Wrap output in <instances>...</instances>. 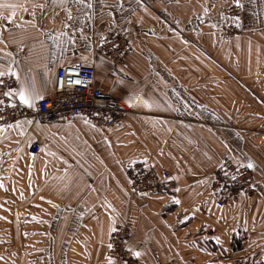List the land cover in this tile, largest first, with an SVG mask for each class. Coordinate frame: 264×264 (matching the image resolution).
<instances>
[{
  "label": "crops",
  "instance_id": "0c3cea01",
  "mask_svg": "<svg viewBox=\"0 0 264 264\" xmlns=\"http://www.w3.org/2000/svg\"><path fill=\"white\" fill-rule=\"evenodd\" d=\"M9 2L27 8L14 23L0 19V71L11 65L17 89L48 97L58 66L93 62L96 87L128 110L112 129L82 118L0 128V150L18 137L40 143L29 154L37 167L0 154V264H107L120 223L139 264H264V0ZM229 6L241 22L223 13ZM230 22L242 34L226 41L219 33ZM61 30L59 43L49 38ZM118 36L128 52L115 65L99 49ZM223 158L250 160L255 183L252 196L220 208L211 188ZM136 162L169 171L173 183L142 210L126 175Z\"/></svg>",
  "mask_w": 264,
  "mask_h": 264
},
{
  "label": "built area",
  "instance_id": "2783aa9c",
  "mask_svg": "<svg viewBox=\"0 0 264 264\" xmlns=\"http://www.w3.org/2000/svg\"><path fill=\"white\" fill-rule=\"evenodd\" d=\"M223 13L241 22L243 12L237 6H229ZM166 23L170 20L162 16ZM242 34L239 25L233 23L224 24L219 37L229 41ZM99 52L108 58L112 64H120L128 52V42L124 36H118L107 40L100 47ZM4 81L0 85V128H9L19 120H31L37 124H52L57 122H71L82 118L87 122L103 129H112L120 124L127 107L119 99L108 92L96 87V67L93 62L75 61L58 66L55 70L54 85L51 95L43 100L36 101V107L29 108L21 105L12 97H5L3 92L8 87L17 89V80L11 75L0 77ZM9 101H11V105ZM31 123V124H33ZM40 143L32 140L26 148L30 155L39 152ZM129 181V197L140 198L138 209L148 207L149 199L165 193L172 185L170 172L167 170L156 171L146 164L136 162L126 169ZM235 177V179H233ZM212 192L215 194V206L223 207L226 203L236 201L240 197H250L254 193L255 179L250 169L241 167L230 158H223L212 174ZM110 236L109 243L113 244L109 256L118 260V264H139L137 257H133L126 251L129 247L132 232L125 224H117ZM140 249L137 247L135 251ZM225 262L230 258H225Z\"/></svg>",
  "mask_w": 264,
  "mask_h": 264
},
{
  "label": "snow or ice",
  "instance_id": "6c2138e0",
  "mask_svg": "<svg viewBox=\"0 0 264 264\" xmlns=\"http://www.w3.org/2000/svg\"><path fill=\"white\" fill-rule=\"evenodd\" d=\"M75 3L77 4H84L85 3V0H74ZM235 3H237V5H239L240 3V0H235ZM44 8L45 5L44 4H34L33 5V8ZM86 7L91 9L93 7L92 3L91 2H88L86 4ZM17 9H21L23 11H27V8L25 7L24 4H18V3H12V2H9V0H0V10H10L7 12V14L5 15V12L4 11H0V19L2 20H5L7 21L8 23H14V17L16 16V10ZM33 16H35V12L32 13ZM73 19L72 15H71V12L68 13V16H67V20L68 21H71ZM19 26V25H17ZM35 26V25H33ZM69 27V24L67 22H64L63 23V28H68ZM79 31L81 33H83V29H79ZM67 33L64 32V31H60L57 33L56 36H50L49 38L50 39H53V40H56L58 43L60 42V37L61 36H66ZM104 40H103V37L101 38V43H103ZM70 43H75V39L74 38H70ZM8 74L11 75V76H15L17 81H19V75L18 73H16L11 65H9V69H8ZM5 75V73L3 71H0V77H3ZM4 84V81L3 80H0V85H3ZM3 95L5 97H14V98H18L19 100V103L21 105H26L28 106L29 108H34L36 107V104L35 102L36 101H39V100H43L44 97L40 94H38L36 91H35V88L33 85H29V84H20L19 88L16 89V88H12V87H8L6 91L3 92ZM137 99H140L139 97H137ZM10 103V106H13L11 105V101H9ZM130 103V101H129ZM144 104L146 107H151L150 104H148L147 101H144ZM0 119H3V117H0ZM26 123L28 124H31L33 123V121L31 120H27L25 121ZM21 121L17 120L14 122V125L16 127H20L21 126ZM36 123L39 125V121H36ZM9 127H12L13 125L10 124L8 125ZM23 134V133H21ZM237 163H239V161H237ZM241 167H247L248 169H253L255 167V165L249 160L248 163L246 165H241ZM233 179H235V177H233ZM0 187H2V185H0ZM176 203H179V201L177 200ZM185 219H188V217H185ZM110 231H115V229H110ZM218 240V238H217ZM219 242V240H218ZM108 247L111 249L113 248V244L109 243L108 244ZM126 251L129 252V254L133 257H139L141 255V253L139 251H135L133 250L131 247H127L126 248ZM106 260H107V264H118V260L113 258L112 256H108L106 257ZM124 264H127V262H124Z\"/></svg>",
  "mask_w": 264,
  "mask_h": 264
},
{
  "label": "rangeland",
  "instance_id": "374dc122",
  "mask_svg": "<svg viewBox=\"0 0 264 264\" xmlns=\"http://www.w3.org/2000/svg\"><path fill=\"white\" fill-rule=\"evenodd\" d=\"M27 144H29V140H22L21 137H18L14 141H11L10 143L3 142V148L0 150V154H17L20 156H24L22 162L28 164V166L31 167H37V162L34 161L35 158H32L26 151ZM8 163L5 165V168L7 166H13L15 170H22V167L24 166L23 163ZM2 166V164H1Z\"/></svg>",
  "mask_w": 264,
  "mask_h": 264
},
{
  "label": "bare ground",
  "instance_id": "6f19581e",
  "mask_svg": "<svg viewBox=\"0 0 264 264\" xmlns=\"http://www.w3.org/2000/svg\"><path fill=\"white\" fill-rule=\"evenodd\" d=\"M191 243H193V242H191Z\"/></svg>",
  "mask_w": 264,
  "mask_h": 264
},
{
  "label": "trees",
  "instance_id": "16d2710c",
  "mask_svg": "<svg viewBox=\"0 0 264 264\" xmlns=\"http://www.w3.org/2000/svg\"><path fill=\"white\" fill-rule=\"evenodd\" d=\"M130 247V246H129Z\"/></svg>",
  "mask_w": 264,
  "mask_h": 264
}]
</instances>
